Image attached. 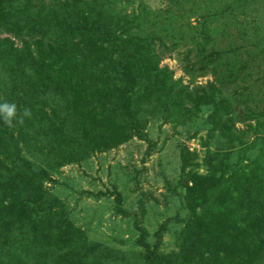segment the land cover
Returning a JSON list of instances; mask_svg holds the SVG:
<instances>
[{
	"label": "trees",
	"instance_id": "1",
	"mask_svg": "<svg viewBox=\"0 0 264 264\" xmlns=\"http://www.w3.org/2000/svg\"><path fill=\"white\" fill-rule=\"evenodd\" d=\"M136 22L133 14L120 18L111 0H0V32L21 42L0 38V75L11 82L2 103L16 104L12 127L19 135L9 143L0 130V264H99L56 199L47 198L42 181L49 176L19 157V141L28 146L41 128L44 138L68 149L64 161L75 162L80 149L106 150L142 138L140 104L191 102L188 88L177 89L168 68L158 66L157 32ZM199 32L208 42L210 32ZM197 54L198 72L209 68L221 87L245 80L241 59L205 47ZM183 71L193 77L190 64ZM221 87L208 84L203 103L211 109L206 121L225 131L231 122L222 116L230 104ZM55 96L64 103L61 114L49 104ZM246 115L263 132L264 111ZM0 126L9 128L3 119ZM255 144L256 154L233 164L213 153L204 174L187 175L190 185L181 181L190 216L179 264H264V137L249 146ZM143 262L170 264L168 256L155 254Z\"/></svg>",
	"mask_w": 264,
	"mask_h": 264
},
{
	"label": "rangeland",
	"instance_id": "2",
	"mask_svg": "<svg viewBox=\"0 0 264 264\" xmlns=\"http://www.w3.org/2000/svg\"><path fill=\"white\" fill-rule=\"evenodd\" d=\"M111 2L120 18L133 14L141 29L157 32L158 66L168 68L177 89L188 88L191 102L185 99L175 108L152 101L140 104L142 138L132 137L106 150L80 149L75 162H65L68 149L60 150L37 127L40 130L28 146L18 142L19 157L28 160L32 171L40 169L49 176L42 181L47 198L56 199L99 264H144L143 257L152 254L179 264L190 216L187 188L181 181L190 185L187 175L204 174L213 153L224 154L227 164L246 160L257 153L256 144L249 143L264 137V124L263 132L257 133V119L246 115L252 111L257 117L264 111V0ZM201 28L210 32L208 42L199 36ZM5 37L21 45L12 35L0 32V38ZM200 47L241 59L246 65L245 80L221 87L209 68L201 75L196 62ZM185 64L191 65L193 77L184 73ZM1 74L0 103L5 100L3 92L11 87ZM208 84L220 86L223 98L229 100L230 111L222 120L230 118L231 124L225 131L206 121L211 110L203 103ZM53 100L50 106L61 114L64 103L58 96ZM70 123L68 119L67 130ZM6 124L9 128L0 126V130L9 143L16 141L18 131L12 122Z\"/></svg>",
	"mask_w": 264,
	"mask_h": 264
},
{
	"label": "clouds",
	"instance_id": "3",
	"mask_svg": "<svg viewBox=\"0 0 264 264\" xmlns=\"http://www.w3.org/2000/svg\"><path fill=\"white\" fill-rule=\"evenodd\" d=\"M24 116H28L29 112L25 110ZM17 117V106L15 103H0V119H3L5 123H11L13 118Z\"/></svg>",
	"mask_w": 264,
	"mask_h": 264
},
{
	"label": "water",
	"instance_id": "4",
	"mask_svg": "<svg viewBox=\"0 0 264 264\" xmlns=\"http://www.w3.org/2000/svg\"><path fill=\"white\" fill-rule=\"evenodd\" d=\"M184 183H186V181L184 180Z\"/></svg>",
	"mask_w": 264,
	"mask_h": 264
}]
</instances>
